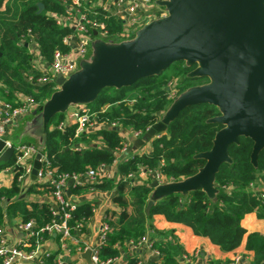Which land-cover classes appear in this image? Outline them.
<instances>
[{"label": "trees", "instance_id": "obj_1", "mask_svg": "<svg viewBox=\"0 0 264 264\" xmlns=\"http://www.w3.org/2000/svg\"><path fill=\"white\" fill-rule=\"evenodd\" d=\"M40 2L44 8L38 12ZM69 4L71 0H0L1 98L12 101L16 93H23L32 95L38 104L44 105L56 91L53 82L36 84L27 79L29 74L37 78L43 73L32 69L29 45L34 41L47 63L53 61L56 50L70 51L63 39L72 34L74 28L60 26L55 20V16L65 13ZM93 11L98 14L88 13L89 16L104 22L110 34L123 28L121 19L107 15L102 8ZM196 68V63L189 65L180 60L163 72L141 78L132 85L106 87L95 100L85 105L95 113L92 119L100 124L115 123L145 133L183 93L210 82L207 76H191ZM171 83L175 84L174 89L170 87ZM220 114L215 105H186L169 122L165 132L151 139L150 151L136 152L119 162V172L131 174V177L118 181L109 178L72 188L74 195L89 188L117 190L112 201L118 209L106 210L110 235L100 251L102 258L119 256L121 247L138 241L151 230L152 235L156 234L154 239L161 237L153 240V245L162 253V264H184L181 257L186 251L174 231L153 226V216L162 214L168 221L190 226L196 235L208 237L225 252L240 246L247 234L246 249L254 252L252 264L264 260V235L248 233L242 226V219L248 213L256 212L258 218H264V205L251 191L252 183L264 182V149L254 165L251 159L254 141L251 138L242 136L238 144L230 146L232 161L222 164L216 173V192L212 197L202 188L172 193L154 199L147 212L153 187L134 181V176L141 170L158 171L167 181H181L195 175L206 163L205 159L197 157L198 153L210 150L217 131L224 127L210 121ZM63 120H66L64 112L51 118L39 147L52 168L60 172L84 173L89 168L113 162V150L120 148L123 142L120 130L102 127L76 136V123L67 122L64 129L58 128ZM12 162H0V168ZM26 193L40 194L42 191L35 184ZM93 208L90 202L77 205L70 221L89 220L94 214ZM5 215L21 221L33 219L43 225L51 220L50 204L37 199L27 200L14 180L9 187L0 185V226ZM129 262L137 264L138 259L131 257Z\"/></svg>", "mask_w": 264, "mask_h": 264}, {"label": "water", "instance_id": "obj_2", "mask_svg": "<svg viewBox=\"0 0 264 264\" xmlns=\"http://www.w3.org/2000/svg\"><path fill=\"white\" fill-rule=\"evenodd\" d=\"M168 16L153 21L128 41L95 45L92 62L66 78L58 75L60 86L44 108V124L71 104L95 100L106 87H123L137 80L163 72L174 62L185 60L198 64L191 76H207L210 82L192 88L171 105L165 116L135 142V149L160 132L190 104H211L221 114L210 119L224 125L217 131L213 147L198 153L205 165L193 176L166 185L153 181L156 197L202 188L212 197L214 178L222 164L231 162L229 149L240 137L254 141L251 159L264 149V0H165ZM41 12L43 3H38ZM96 33V32H95ZM4 142H0V150ZM13 148L0 157L8 161ZM37 154L32 177L40 167ZM72 190H68L71 195ZM154 204L151 199L147 212ZM91 250L83 256L90 261Z\"/></svg>", "mask_w": 264, "mask_h": 264}, {"label": "built area", "instance_id": "obj_3", "mask_svg": "<svg viewBox=\"0 0 264 264\" xmlns=\"http://www.w3.org/2000/svg\"><path fill=\"white\" fill-rule=\"evenodd\" d=\"M164 0H71L65 13L55 16L56 23L60 26L73 27L74 32L64 37L63 42L70 47L68 53L56 50L53 61L47 63L41 56L38 46L31 41L32 69L42 70L43 73L37 78L32 74L27 76L29 81L36 84L56 82L57 76L70 77L77 70V63L71 57L75 52L84 56L88 52V43L97 37L113 43L116 40L128 41L138 31L147 24L166 17L168 9L162 4ZM90 5V6H88ZM91 8V9H89ZM95 8H102L107 15L119 18L123 21V28L114 34H110L106 24L91 18L88 13L98 14ZM96 32V33H95ZM175 84L170 87L174 89ZM175 91V90H174ZM173 91V92H174ZM16 103L0 99V142H4V147L0 150V156L8 149L13 148V153L7 162L13 160L11 164L0 168V185L9 180L12 183L16 180L21 188L22 195L27 191V179L31 176L37 154H41L39 159L40 167L37 171L34 184L38 185L42 193L37 194L33 199L48 202L50 204L51 220L40 225L35 220L17 221L11 224L8 215H5L4 223L0 226V264H82L72 260L74 253L82 255L87 250H91L89 264H115L120 255L116 257L102 258L100 251L106 244L110 235V226L106 221V214L100 222L98 228L97 242L82 240V231L88 220L71 222L72 212L78 203L71 200L68 190L87 183H97L110 178V165L121 158H128L130 141L123 139L120 148L113 150L114 160L111 164H102L97 168H89L84 173L60 172L51 167L47 155L35 144L21 142L15 145L6 137L8 129L23 116L31 113L37 103L35 97L23 93H16ZM95 115L90 109L85 107H75L69 113V121L77 124L76 136L81 133L91 131L94 123L92 119ZM110 127L118 129L119 124H108ZM65 125L60 123L58 128L64 129ZM144 133L132 130L134 138L142 137ZM155 175L158 183L166 182L165 178L158 171H151ZM132 175H125L129 178ZM251 191L256 193L264 205V182L256 181L251 184ZM95 208H93L94 212ZM19 232L23 237L19 240H12L10 233ZM55 237L56 247L53 250L42 251V243L45 239ZM134 248L144 246L155 260L150 264H162V253L154 247V241L147 234L138 241L129 242ZM198 255L195 252L193 256ZM193 256L185 253L181 259L184 264H192ZM242 255L235 256L230 264H241ZM125 264H131L129 260ZM137 264H140L137 262ZM183 264V263H182Z\"/></svg>", "mask_w": 264, "mask_h": 264}, {"label": "crops", "instance_id": "obj_4", "mask_svg": "<svg viewBox=\"0 0 264 264\" xmlns=\"http://www.w3.org/2000/svg\"><path fill=\"white\" fill-rule=\"evenodd\" d=\"M5 3L3 5V8L5 7ZM91 42L88 43L90 52L89 53L87 52L86 55L81 56L75 52L72 53L71 57L77 63L76 72L79 71L85 63L93 61L96 52L94 54H91V45H92ZM29 47H30V53H31L32 45L30 44ZM92 47L94 48V50L96 49L94 44L92 45ZM32 58H34L33 55H32ZM44 63L47 66V62H44ZM59 88L60 86L58 85L56 90H58ZM15 96L16 94L12 98V101L14 103H16ZM0 99L6 100L1 97ZM47 102L48 100L45 102L44 105L39 104L38 106H36V108L31 113L18 119L16 123L13 124L8 129V133L6 134V137L9 139L8 136L13 130V128L19 122L23 121L26 117L30 115H36L40 117V120L44 124V108ZM78 106L85 107L86 105H82V104L69 105V107L65 111H63L66 115V120H63L60 123H63L65 125L67 122H70L69 113L75 107H78ZM161 118L163 117L161 116ZM102 127H110V126L108 124L94 123V125L91 127V131L98 129V128H102ZM46 129H47V125L44 124L43 134L46 132ZM117 130H120L122 132L123 139L127 138L130 141V150L127 155L128 157L132 156L136 152L150 151L152 148L151 139L163 133V132H160L156 134L154 137L146 141V143L143 146H140L139 148L135 149V142L139 138H134L132 136V129L124 128L121 126ZM144 134L142 135V137L144 136ZM24 142H28V141H24ZM122 159L123 158L119 156L118 161L111 164L109 167L110 175H111L110 179L114 181L125 179L124 177L125 174L122 172H119L118 170V164ZM0 162H7V161L0 160ZM134 177H135L134 178L135 183H140V184L149 183L151 185L153 181H157L155 179L154 173L151 171H147V170H141ZM35 179L32 177V174H31V176L27 179L28 188L33 186L32 184L34 183ZM173 182H176V181H166V182H163L161 184L159 183V184L166 185V184H170ZM10 185L11 183L9 182V180H5V183L3 184V186L9 187ZM26 192L24 193L23 197H25L27 200H31V199L33 200V197L38 194V193L37 194L35 193V194L30 195V194H27ZM116 194H117V190L114 188L109 189V190H98L96 188H89L88 190H85L84 192L80 194H75V195L72 194L71 196L72 201L78 204L90 202L94 205V208H95L93 216L85 223V226L81 233L82 240L97 242L98 228H99L101 220L103 219V216L106 214V210L109 208L118 209V206L112 201L113 196H115ZM156 198H160V197H156V188L153 187L151 199H156ZM8 218L11 224H15L17 221L20 220V218L14 219L10 216H8ZM153 226L159 230H167V229L173 230L187 254L193 256L195 252H198V255L193 256L192 264H211V262H216L217 264H230L232 259L237 255L243 256L244 260L241 262V264H252L254 252L246 249L247 234L244 237L240 246H238L236 249L232 251L225 252L219 246L214 244L208 237L196 235L190 226L185 225L183 223L168 221L166 217L162 214H155L153 216ZM242 226H244L247 229L248 233L257 232V233H261L264 235V218H258L256 212L248 213L242 219ZM155 235H152L151 230H149L147 233V236L152 240L161 238V237H156L154 239ZM9 236L12 240H19L23 237V235L19 232L10 233ZM56 243L57 242H56L55 237H51V238L48 237L42 243V251L43 249L45 250L55 249ZM83 254L79 255L77 253H74V256H72V260H75L76 262L81 263V259L83 258L85 261H83L82 264H89V261L83 256ZM131 257L138 259V262L140 264H150L152 263V261L155 260V257H153V255H151L150 252L144 246L134 248L130 245V243H127L123 247L120 248V258L118 262H116L115 264H125V261L129 260ZM260 264H264V260Z\"/></svg>", "mask_w": 264, "mask_h": 264}, {"label": "rangeland", "instance_id": "obj_5", "mask_svg": "<svg viewBox=\"0 0 264 264\" xmlns=\"http://www.w3.org/2000/svg\"><path fill=\"white\" fill-rule=\"evenodd\" d=\"M166 16H168V14ZM137 35H138V33H136L132 39H134ZM101 41H104L106 44H117V43L122 42V41L115 39V41L113 43H110L107 40L105 41V39L103 40V39H100V37H97L91 42V44L96 45ZM92 45H91V54H94L96 52V49L94 50ZM89 52H90V50L88 47V53ZM197 67H198V64H197ZM82 105H85V104H82ZM161 116L164 117L165 114H163ZM51 127H53V125H51ZM43 130H44V124L40 120V117H38L36 115H30V116L26 117L23 121L19 122L13 128V130L11 131V133L9 134L8 137L15 145H17L21 142H24V141H28L32 144H35L39 148V147H41V145L43 143V138H44Z\"/></svg>", "mask_w": 264, "mask_h": 264}]
</instances>
